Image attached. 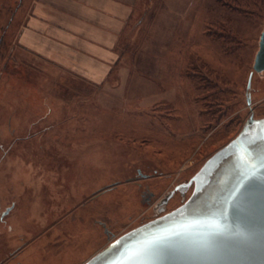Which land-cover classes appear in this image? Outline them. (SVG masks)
<instances>
[{
	"label": "rangeland",
	"instance_id": "obj_1",
	"mask_svg": "<svg viewBox=\"0 0 264 264\" xmlns=\"http://www.w3.org/2000/svg\"><path fill=\"white\" fill-rule=\"evenodd\" d=\"M33 1L0 0V261L84 264L264 116V0H139L101 85L20 40Z\"/></svg>",
	"mask_w": 264,
	"mask_h": 264
},
{
	"label": "water",
	"instance_id": "obj_2",
	"mask_svg": "<svg viewBox=\"0 0 264 264\" xmlns=\"http://www.w3.org/2000/svg\"><path fill=\"white\" fill-rule=\"evenodd\" d=\"M255 70H264V30ZM191 182L183 204L118 236L84 264H264V116L251 113Z\"/></svg>",
	"mask_w": 264,
	"mask_h": 264
},
{
	"label": "crops",
	"instance_id": "obj_3",
	"mask_svg": "<svg viewBox=\"0 0 264 264\" xmlns=\"http://www.w3.org/2000/svg\"><path fill=\"white\" fill-rule=\"evenodd\" d=\"M139 0H34L20 40L37 54L104 84L120 62L119 44Z\"/></svg>",
	"mask_w": 264,
	"mask_h": 264
},
{
	"label": "flooded vegetation",
	"instance_id": "obj_4",
	"mask_svg": "<svg viewBox=\"0 0 264 264\" xmlns=\"http://www.w3.org/2000/svg\"><path fill=\"white\" fill-rule=\"evenodd\" d=\"M189 186L186 185V184H183L181 185L179 188L181 190V193H184L185 190H187ZM172 193H174V191H172ZM176 193V192H175ZM185 194V193H184ZM171 194H169L170 196ZM169 196H165L163 197L162 199L158 200L155 204H154V208H155V211H157V216H160L162 214H164V211H166L167 209V203L168 201L170 200L169 199ZM149 201H152L151 200V196L148 197ZM5 262H1L0 261V264H4Z\"/></svg>",
	"mask_w": 264,
	"mask_h": 264
},
{
	"label": "trees",
	"instance_id": "obj_5",
	"mask_svg": "<svg viewBox=\"0 0 264 264\" xmlns=\"http://www.w3.org/2000/svg\"><path fill=\"white\" fill-rule=\"evenodd\" d=\"M251 4H252V2H250V1L246 2L244 4L238 3L239 6L243 5L245 8H249Z\"/></svg>",
	"mask_w": 264,
	"mask_h": 264
},
{
	"label": "bare ground",
	"instance_id": "obj_6",
	"mask_svg": "<svg viewBox=\"0 0 264 264\" xmlns=\"http://www.w3.org/2000/svg\"><path fill=\"white\" fill-rule=\"evenodd\" d=\"M168 196H169V194H168ZM187 200V199H186Z\"/></svg>",
	"mask_w": 264,
	"mask_h": 264
}]
</instances>
